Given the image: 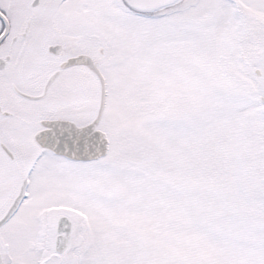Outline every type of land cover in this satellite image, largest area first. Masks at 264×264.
<instances>
[{
    "label": "snow or ice",
    "instance_id": "1",
    "mask_svg": "<svg viewBox=\"0 0 264 264\" xmlns=\"http://www.w3.org/2000/svg\"><path fill=\"white\" fill-rule=\"evenodd\" d=\"M0 264H264V0H0Z\"/></svg>",
    "mask_w": 264,
    "mask_h": 264
}]
</instances>
